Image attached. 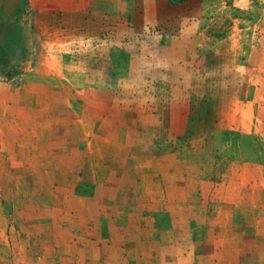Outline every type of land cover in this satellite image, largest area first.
Returning a JSON list of instances; mask_svg holds the SVG:
<instances>
[{"label":"rangeland","instance_id":"374dc122","mask_svg":"<svg viewBox=\"0 0 264 264\" xmlns=\"http://www.w3.org/2000/svg\"><path fill=\"white\" fill-rule=\"evenodd\" d=\"M212 258L264 264V0H3L0 264Z\"/></svg>","mask_w":264,"mask_h":264},{"label":"crops","instance_id":"0c3cea01","mask_svg":"<svg viewBox=\"0 0 264 264\" xmlns=\"http://www.w3.org/2000/svg\"><path fill=\"white\" fill-rule=\"evenodd\" d=\"M3 0H0V6L2 4ZM196 257H198V255H196ZM215 257V256H214ZM186 258H188V255H186ZM189 264H194L193 262H190ZM212 264H215V260L212 258Z\"/></svg>","mask_w":264,"mask_h":264}]
</instances>
